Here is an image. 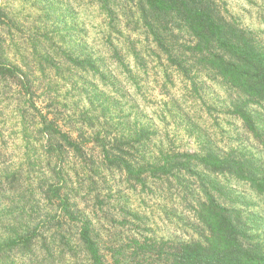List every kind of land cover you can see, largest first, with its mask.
Returning a JSON list of instances; mask_svg holds the SVG:
<instances>
[{"label":"clouds","instance_id":"clouds-1","mask_svg":"<svg viewBox=\"0 0 264 264\" xmlns=\"http://www.w3.org/2000/svg\"><path fill=\"white\" fill-rule=\"evenodd\" d=\"M101 6L0 0V264H189L200 249L211 264H264V185L211 163L264 156V0H169L150 14L141 30L168 83L155 57L127 79L87 67ZM188 101L227 114L215 135ZM206 176L231 193L222 220Z\"/></svg>","mask_w":264,"mask_h":264},{"label":"trees","instance_id":"trees-1","mask_svg":"<svg viewBox=\"0 0 264 264\" xmlns=\"http://www.w3.org/2000/svg\"><path fill=\"white\" fill-rule=\"evenodd\" d=\"M121 3H126L127 5H131V7L127 8L125 13L124 21L127 22L128 26H134L135 28L139 27L142 29H147V31H151V24L148 23V17L150 14L160 11L164 8L166 4L169 3V0H120ZM94 2L102 5L100 10L103 13H106L111 19V25L114 27L118 23L121 24L120 17L118 13L113 7H109V4H115L118 2L117 0H94ZM136 16V17H135ZM0 23H3L0 21ZM136 30V29H135ZM143 34L146 38L145 43L140 49L139 54H135L134 59L139 63L141 68H145L146 60L140 55L155 56L158 62H161L160 57L156 52L151 50V47L148 46V35L146 31H143ZM128 38H123L126 40ZM155 36L153 37V47L154 50L158 52L159 45L155 43ZM113 36L108 33V39L106 42L108 43V47L111 49V59L113 61L118 62L119 64H124L123 56L121 55V49L118 48L115 44H113ZM122 40V39H120ZM0 41H3V37L0 36ZM140 42V41H139ZM87 61V67L91 69V71L97 75L101 72L102 67L106 66V62L102 57H99L97 53L93 52H83ZM152 54V55H151ZM90 57H95V63L98 66H94ZM166 62V61H165ZM104 77L100 76V81L103 82ZM211 163L213 165V169L226 168L232 171H235L238 180H248L251 183L264 185V156L261 158L255 157L253 154H244L241 158H233L225 155L224 159H220L215 154L211 156ZM142 185V191L146 190L151 192V189L147 188V184L144 180L138 179L137 181ZM202 185L207 183V187L211 189V193L205 191V195L208 199V211L212 214H218V219H223V213L225 208L227 207V203L230 199L231 193L225 190V186L220 177H208L206 176L203 181H201ZM168 187L171 188L172 185L169 182ZM221 201H224L221 204ZM135 219V217H134ZM186 256L189 258V264H198L197 258H203L205 264H211L212 257L207 256L203 249L198 250L195 253H186ZM248 264H260V260L257 259L254 255L251 256L248 260Z\"/></svg>","mask_w":264,"mask_h":264},{"label":"rangeland","instance_id":"rangeland-1","mask_svg":"<svg viewBox=\"0 0 264 264\" xmlns=\"http://www.w3.org/2000/svg\"><path fill=\"white\" fill-rule=\"evenodd\" d=\"M117 1L118 2H116L115 4L119 5L121 1L120 0ZM79 2L83 3L84 0H79ZM92 2H94V0H89V3ZM127 8L123 10L114 8L118 13V16L120 17V21H121V24L118 23L114 27L111 25L110 17L106 13H103L99 7L94 10H91V14L93 15L94 19L97 20V23L94 24L90 30H88L91 44L88 46V48L84 50V52L97 53L99 57H102L104 59L106 65H110L112 71L115 72L121 79H127V75H126L127 72L130 69H135L139 64L134 59V56L135 54H139L141 52L140 49L146 41L143 31L139 27L135 28L134 26H128L127 22L124 21L126 10L128 11ZM102 16L106 17V19L101 18ZM105 26H106V30H105ZM17 31L19 32L20 30L17 29ZM108 33H110L113 36L114 39L113 44H115L118 48L121 49V55L123 56V61L127 59V65L125 63L119 64L118 62L113 61L111 59L110 57L111 49L110 47H108V43L106 42V39H108ZM20 34L23 35L22 32ZM123 38H128V39L123 40ZM151 50L158 53L157 51L154 50L153 46H151ZM140 56L142 58L144 57L146 60L145 68L150 62V57H155V56L147 57L146 55L143 54H141ZM156 61L157 63L155 66L159 68L160 71L158 73H154V75H158L160 77L161 83L170 82L169 73L164 67V63L166 62H158L157 58ZM100 83L101 85L103 84L102 81H100ZM174 95L177 102L184 103V97H185L184 84L178 78L176 79V83H175ZM186 107L190 112V114L199 121V126L202 127L203 131L209 137L216 134V132L220 128V121L227 115L226 113H218L215 116H213V114L210 111L202 108L198 103L194 101H188ZM149 111H153V109H149ZM231 151L232 149L229 148L228 152ZM253 155L257 158L263 157L260 156L259 153H255ZM148 195L150 196L153 195L152 190L151 192L148 191ZM142 203L144 206V210L146 212H150L151 209L149 207L148 202L145 200L142 201Z\"/></svg>","mask_w":264,"mask_h":264}]
</instances>
